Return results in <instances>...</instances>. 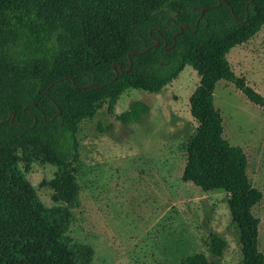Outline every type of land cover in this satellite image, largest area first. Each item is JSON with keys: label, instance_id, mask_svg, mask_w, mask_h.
<instances>
[{"label": "trees", "instance_id": "16d2710c", "mask_svg": "<svg viewBox=\"0 0 264 264\" xmlns=\"http://www.w3.org/2000/svg\"><path fill=\"white\" fill-rule=\"evenodd\" d=\"M249 1L0 0V264H78L27 174L34 164L50 165L56 171L48 186L71 187L81 125L101 111L123 126L141 123L150 107L135 101L116 114L120 97L128 90L158 94L186 66L199 85L188 103L196 126L181 180L226 194L239 264H264L253 215L263 195L247 176L242 149L222 137L213 105L215 85L224 80L264 108L226 58L264 26V0ZM228 247L212 231L207 255L178 264H223Z\"/></svg>", "mask_w": 264, "mask_h": 264}, {"label": "rangeland", "instance_id": "374dc122", "mask_svg": "<svg viewBox=\"0 0 264 264\" xmlns=\"http://www.w3.org/2000/svg\"><path fill=\"white\" fill-rule=\"evenodd\" d=\"M226 58L235 76L264 99V26ZM198 85V75L186 66L158 94L128 90L120 97L116 114L135 101L150 107L141 123L123 126L104 111L83 123L69 188L48 186L55 167L32 165L27 179L78 264H178L192 254L207 255L212 231L228 243L223 264L240 263L226 194L181 180L187 137L196 126L188 103ZM213 105L222 137L242 149L247 176L263 195L253 215L260 220L258 250L264 254V108L224 80L215 85Z\"/></svg>", "mask_w": 264, "mask_h": 264}, {"label": "water", "instance_id": "95a60500", "mask_svg": "<svg viewBox=\"0 0 264 264\" xmlns=\"http://www.w3.org/2000/svg\"><path fill=\"white\" fill-rule=\"evenodd\" d=\"M250 2H252V0H250L249 3H250ZM220 4H221V1H219L218 5H220ZM247 19H248V13H247L246 18H245L244 21H247ZM154 41H155V44L153 45V47H156V46L159 44V41H158L157 39H155ZM133 54H134V55H137L138 53L135 52V53H133ZM130 65H131V64H130ZM112 67H113V69H114V65H113ZM129 70H130V67L127 69V71H129ZM120 71H121V68H120ZM114 72H115V74H116V76H117V75H118L117 72H116L115 70H114ZM91 86H93V87H95V88L97 87L96 85H93V84H92Z\"/></svg>", "mask_w": 264, "mask_h": 264}]
</instances>
